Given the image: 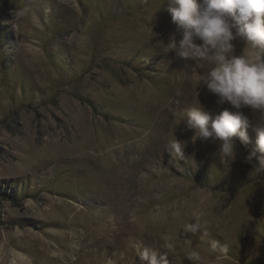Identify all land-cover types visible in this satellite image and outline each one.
Instances as JSON below:
<instances>
[{"label":"rangeland","instance_id":"1","mask_svg":"<svg viewBox=\"0 0 264 264\" xmlns=\"http://www.w3.org/2000/svg\"><path fill=\"white\" fill-rule=\"evenodd\" d=\"M162 2L0 0V264H130L133 241L172 243L168 264L213 243L227 251L212 264H264L257 114L243 109L250 142L228 165L175 127L196 98L228 105L195 98L193 69L156 47L176 31ZM193 211L206 235L183 229Z\"/></svg>","mask_w":264,"mask_h":264},{"label":"clouds","instance_id":"2","mask_svg":"<svg viewBox=\"0 0 264 264\" xmlns=\"http://www.w3.org/2000/svg\"><path fill=\"white\" fill-rule=\"evenodd\" d=\"M162 5H166L176 31L167 42L156 39V47L165 53L174 52L193 69L195 98L203 89L216 98L218 105H228L213 114L196 98L195 106L178 114L175 127L183 123L186 130H191L192 143L200 140L216 144L214 155L228 165L237 155V139L245 147L250 142V120L243 111L249 109L257 114L258 126L254 129L255 148L245 161L251 163L256 157L258 164L253 166L251 176L257 177L264 172V0H163ZM156 35L151 29V38ZM234 42L241 44L239 52ZM175 127L166 145L173 157L182 155L188 143L174 136ZM257 152L262 155L257 156ZM202 215L193 211L192 222L182 225L183 229L192 233L200 230L206 235ZM132 247L130 264H168L167 254L175 251L170 242L161 246L166 252L136 241ZM226 251L227 246L218 248L213 243L207 259L198 250H192L186 258L191 264H212L222 260Z\"/></svg>","mask_w":264,"mask_h":264}]
</instances>
